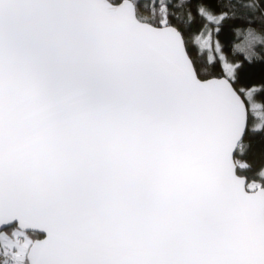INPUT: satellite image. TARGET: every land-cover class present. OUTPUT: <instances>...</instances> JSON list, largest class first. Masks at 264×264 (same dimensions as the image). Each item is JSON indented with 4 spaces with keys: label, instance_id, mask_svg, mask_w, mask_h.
<instances>
[{
    "label": "snow or ice",
    "instance_id": "obj_1",
    "mask_svg": "<svg viewBox=\"0 0 264 264\" xmlns=\"http://www.w3.org/2000/svg\"><path fill=\"white\" fill-rule=\"evenodd\" d=\"M0 264H264V0H0Z\"/></svg>",
    "mask_w": 264,
    "mask_h": 264
},
{
    "label": "trees",
    "instance_id": "obj_2",
    "mask_svg": "<svg viewBox=\"0 0 264 264\" xmlns=\"http://www.w3.org/2000/svg\"><path fill=\"white\" fill-rule=\"evenodd\" d=\"M210 6L214 7L215 6V0H208ZM220 40H221V43L225 44L226 46V50H227V45H228V41H229V36L227 35V32L225 33H222L221 36L219 37ZM253 80H252V83L254 84H259L260 81H261V74H260V71L259 70H256L254 73H253ZM253 145H254V150L255 151H259L260 149V143L258 140L256 141H253Z\"/></svg>",
    "mask_w": 264,
    "mask_h": 264
}]
</instances>
